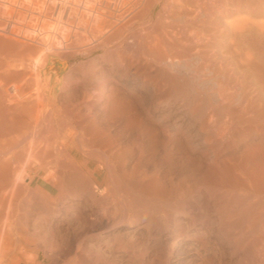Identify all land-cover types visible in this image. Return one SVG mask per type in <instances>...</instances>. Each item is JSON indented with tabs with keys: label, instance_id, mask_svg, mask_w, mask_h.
<instances>
[{
	"label": "bare ground",
	"instance_id": "6f19581e",
	"mask_svg": "<svg viewBox=\"0 0 264 264\" xmlns=\"http://www.w3.org/2000/svg\"><path fill=\"white\" fill-rule=\"evenodd\" d=\"M65 1L62 3L57 0H0L1 81L9 75L24 79L25 75L29 73L27 70L31 65L29 61H32L29 57L31 54L37 65L43 64L44 51L52 44L49 43L52 42L50 39H60V42L64 41L69 45L70 41L78 40V33H81V30H85L93 34L89 36L93 41L84 36L86 34L83 36L81 34L82 41L79 37L81 42L85 43L83 37L87 38L85 40H89V42L86 41L87 44L83 43V49L79 48L82 49L81 53L83 51L85 53L105 52L109 51L108 49L112 46L117 51L120 60L138 56L144 58L143 61L145 60L147 66H144V62L141 64L143 66L138 64L137 72H141L139 74L142 75L144 73L146 77L153 79L151 85L146 88L156 102L155 110L162 112L165 109L164 106L169 107L171 104L194 105L192 110H188L191 118L196 122L202 114L204 117L202 123L209 122L210 125L212 121H216L215 115L220 107L222 114L228 118L231 117L238 128L256 126L260 121L264 122V0H220L221 2L218 1L219 7L215 1L214 3L211 1L210 9H207L209 6H206L205 10V7L202 6L196 8L199 11L191 10V6L196 0H165L163 9L156 17L153 16L152 9L160 0ZM153 19H155V23L149 25L150 27H145L144 24ZM54 20L58 21V27L54 24L55 28H53L51 22ZM81 42L75 41V45L78 43L83 45ZM53 43H55V47L58 44L57 42ZM89 43H93V45L90 46ZM66 44L63 45L70 48ZM72 45L74 44L72 43ZM75 45L72 46L73 49ZM52 46L54 45L52 44ZM52 46V49L55 48ZM57 48H59V44L56 51ZM52 49L51 51L54 50ZM61 49L63 50V47ZM60 53L58 52V54ZM106 61L103 59L100 62L102 63L100 69L104 70ZM134 61L132 59L133 63ZM57 62L61 63L53 71L59 75L61 80L60 73L66 68V60L61 61L60 58L52 57L45 72L53 68ZM127 65L123 71L130 74L131 64L129 68ZM207 71L213 74L210 75L211 78L207 77ZM39 75L37 74L33 80L29 79L31 80L29 82L25 80L29 77L27 76L25 81L22 80L23 83L17 84L16 81L10 86H6L0 81V264H16V259H22L18 256L19 254L16 255L17 252L15 255L12 254L15 252L14 250L10 254L13 238L11 224L17 216V206L22 202L20 199L22 194L28 193L30 196L25 198L30 200L31 196L38 199L42 203L43 209L48 206L44 204V195L39 191V188L42 189L51 174H48V178L43 177L42 169L46 166L48 168L52 163L56 166L59 164L65 169H68L66 166H72L74 169L77 165L90 164L91 161H82L78 158L76 154L78 151L91 159L97 156L95 157L97 160L103 154L99 152L100 155L98 152L90 150L91 143L89 144V140L86 141V137L77 140L78 137H74L78 132L75 126L71 128L69 124L72 122L69 121L68 124L60 116L61 119H58L53 127H49V131L53 133L52 137L42 136L43 138H40L42 134L36 135V133L34 136L32 135L30 141L23 143L27 138L28 131H32V134L40 132V126L42 127L43 124L41 122L42 124L39 126L37 118L40 116L38 113L34 114L38 105H40L39 108L44 105V102L42 105L39 104L42 99ZM134 75L137 76L136 73ZM20 80L18 81L20 82ZM101 84L104 86V83L101 82ZM32 88L34 89L32 90ZM235 95L242 99L239 101L241 103L240 106L237 105L238 107L234 106ZM205 101H207V105L204 107L202 104ZM138 103H142L139 96L127 100L118 93L112 94L110 107L108 106L111 115L109 118L126 117V122H128L126 127L134 125L135 128L136 125H140L142 135H139L152 134L155 136L159 131L156 132L151 121L147 122L140 116L137 107H135ZM145 104L148 105V103ZM143 107L145 108V106ZM33 109L34 113L31 112ZM155 112L151 114L150 110L147 116L153 119ZM30 114L36 116L33 115V121L30 120L32 118L29 119ZM205 117H207L206 120ZM38 121L40 122V120ZM220 124L215 126L219 133L223 134L230 130L229 122ZM243 124L246 125L243 126ZM131 128L133 127L131 126ZM127 130L129 129L127 128ZM240 130L236 129L235 131L239 132ZM30 132L29 134H31ZM45 133L47 134L46 131ZM23 134H26V138L23 139V142H19ZM230 134L232 135V133ZM23 136L25 137V135ZM139 138L141 137L139 136ZM143 138L145 137L143 136L141 139ZM188 138L180 139L167 134L165 138L156 136L152 141L150 140L152 150L156 154L161 149L170 151V155L161 156L160 176L157 179L158 186L152 193L153 196L150 195L151 193L145 197L140 195L141 198L134 195L136 200L132 201L130 198L129 202L126 195L122 196V198L128 199L126 202H118L113 205L114 200H112L113 202L110 200L111 202L108 201V203L96 202L95 205H92L87 198L78 196L77 199L73 198L63 206L68 211L78 212L86 222L93 220L92 227L100 232L101 230H110L119 223L125 222L128 214L143 212V222L140 221L143 223L140 227L141 231L135 233L133 231L134 234L124 243L120 242V238H118L119 241H112V236L109 238V235H99L96 242H93L95 244L85 250V241L89 239L90 235L86 233L87 230L84 233L78 232L79 230L74 232L76 228L74 230L71 228L73 231L70 230L71 232L62 234L65 237L60 235L63 241L56 235L60 238V242L62 241L60 243L54 237L56 233H50L52 224L45 220L43 215L45 213L38 211L37 219L34 217L35 222L32 224L34 233H31L32 231L30 233L39 237L38 245L47 252L46 258L53 264H264V139H257L254 136L246 138L223 136L196 142V139ZM141 139L138 140L144 144V139ZM137 145L139 147L138 142ZM147 145L150 149L151 145ZM198 146L209 148L200 151L197 155ZM144 150L146 149L144 148ZM148 150L146 153L151 149ZM14 158L16 159L14 160ZM105 158L106 155L103 160ZM158 158L160 159L159 156ZM18 159H24L26 162L17 172L16 167L13 168L12 162L17 160L16 164H20L21 161L18 162ZM100 159L102 160V158ZM36 160L42 162L41 167L39 166L41 171L34 178L36 186L21 184L27 168L31 169L34 162H37ZM109 162L111 161L109 160ZM53 164L52 167L55 166ZM109 165L112 166L110 163ZM17 168L19 169V167ZM79 169L80 167H78ZM71 174L73 173L71 172ZM71 174H69V178ZM73 176L79 178L76 174ZM73 176L72 178H74ZM87 176L85 177L87 178ZM82 178H80V183L85 186L86 190L89 189V184H92L93 181L90 182L87 180L88 178ZM115 179L112 178V180ZM117 180L115 183L120 182ZM73 181L76 179H72ZM119 185L118 183L117 186ZM112 187L114 188V182L109 189ZM123 190V194L126 193L125 189ZM87 191L89 193V190ZM89 195L91 194L89 193ZM106 196L103 197L108 200V196ZM134 196L133 199H135ZM25 198L23 197V199ZM95 198L97 197L95 196ZM137 198L139 199L137 200ZM20 200L21 202H19ZM25 207L22 208L25 209ZM92 211H100L102 216L100 214L101 217L98 219H92ZM75 216L73 217L75 218ZM135 216L134 218H137ZM77 218L79 220L78 216ZM4 221L11 223L9 226L8 223L4 225ZM15 222L13 223L15 224ZM83 224L79 226L84 229L86 226ZM40 247L38 246V248ZM23 249L28 250L27 247ZM91 251H94V254ZM26 255L24 256L26 257ZM28 256L32 257L28 264H42L39 260V250L33 256L30 254ZM27 257L24 259L29 260L30 257L28 259ZM7 258H9V262H6Z\"/></svg>",
	"mask_w": 264,
	"mask_h": 264
},
{
	"label": "rangeland",
	"instance_id": "374dc122",
	"mask_svg": "<svg viewBox=\"0 0 264 264\" xmlns=\"http://www.w3.org/2000/svg\"><path fill=\"white\" fill-rule=\"evenodd\" d=\"M58 1L62 2V3L66 2L65 0H57V2ZM196 1H195L196 6H195V3H194V5H193L194 7L191 6V8H192L191 10H194V9L196 10V8L198 9L199 7H202V6L205 7L204 8L205 10H206V8L208 6L209 7L207 9H210L212 7V5H211L212 2L211 1H213V3L215 1V4H217V5L220 4L218 2L220 0H210V1L209 0H196ZM209 2H210V4H209ZM164 4H165V0H160L155 5V7L153 8L154 10L152 9V13H153L154 17H156L161 12V10L164 7ZM219 6L220 5H218L217 7H219ZM196 11H199V10H196ZM57 22L58 21H56V20H54V22L53 21L51 22L53 28H55V25H57L56 27H58L59 24ZM153 23H155V19H153L152 21L146 22L144 25H145V27H148L149 25L151 26ZM79 33H78V40H74L73 42L70 41V43L68 42L69 45L66 44L67 42H64L62 40L61 41L63 43L60 42L59 41L60 39L56 40V39L53 38V40H56V41H53V40L50 39V41H52V42H49V43H52L54 46H52V44H51V45H49V48H47L44 51L45 58L43 60V62H44L43 64L40 63V64L37 65V63H35L34 60H33L34 58L31 57L33 55L31 54L29 56L31 58L30 60H32V61H29V62H31V65H30V68H28L29 70H27V72H29V73H27L28 75L26 74L29 77H27L25 75L24 79L27 77V79H25V80H28V82H29V81L33 80L34 77L37 74H40L39 75L40 79H41L40 80V84H41L40 96L42 95V99H40L39 104L42 105V102H44V105L41 106L42 108H39L40 105H38V108H35L36 109L35 113H34V109L31 112L34 113L35 115L38 113L40 117H38L39 119L37 118V122L39 123V126L42 123L43 124H42V127L40 126V130L42 132L41 131L40 132H34L32 134L31 133L32 131L31 132L28 131L27 132V138L30 135L28 140L26 138V134H23V135H25V137L22 135L21 136L22 139L20 137L21 140H19V142H21V141L23 142L24 138H26V139H25V141L23 143L30 141L29 139L32 138L36 133H37L36 135H38V134L41 135L42 134L40 136V138H43L42 136H44V137H46V136L47 137H52L53 133L51 131H49V129H50L49 127H53L54 124L58 121V119H61L63 117L64 121L66 120V122L68 124H69V121L72 122V123L69 124V126L71 128H73L75 126V128L77 129L78 132H76V133L78 135L77 134L74 135V137L75 136L78 137V138H76L77 140H79V138L82 139L83 137H86L87 138L86 141L89 140L88 141L89 144L91 143L90 145L93 147L92 148L90 146V150L94 151L95 153L96 152H98V153L101 152V154L102 153L103 154H102V157H100L99 156L100 153H99L98 154L99 157H98V160H97L95 158L97 156H95V157H93V159H91V158H89L87 156H84V154H82L81 152L78 151L76 153L78 158L80 160H82V161L83 160L89 161V162L91 161L90 164L83 165V166L77 165V166L74 167V169H72L73 168L72 166H68V167L66 166V168H68V169H65L64 167H62L59 164L56 166L55 164L52 163L53 165H55L54 166L55 168L52 167V164H51V166H49L50 168L49 167L46 168L47 166L45 168H43L42 169V176L43 177L46 178L49 173L51 174L50 178L47 177L49 180L47 179V181H46L47 183L42 187V189L39 188V186H38V188L40 189L39 191L42 193V195H44V197H43V199H44L43 201H45L44 204L46 206L48 205L47 207H44V209L42 208L43 206L41 207L42 203L39 202L38 199L33 198L31 196V200H30L29 198H25L27 196H30L28 193L22 194V198H20V199H22V202L20 200L19 202H21V204L19 205V203H18V206H17L18 210L16 211V213H17L16 215L17 216H15L16 218L13 221V222H15L17 220V222H15V224L12 222V224H11L12 236H13V238H12V246L11 247L13 249L12 248L10 249V254L14 250L15 252H13L12 254L15 255V253L17 252L16 255L19 254L18 256L22 258V259H19L16 256L18 258V259L15 258L16 262H17L16 264H28V263H30V260L32 259V257L28 256V254L33 256L38 250H39V260L42 262V264H50L51 263L50 260L48 258H46L47 257L46 256L47 252L44 250L43 247H40V245H38L39 237H36V235L31 234V233H34L33 230H32V228H33L32 224H34V222H35L34 217L37 219L36 216H37V214L40 211L45 213V214H43L45 220L47 222L50 221V224H52L50 233H52V232L54 234L56 233L55 236L53 234L52 235L55 237V239L57 241L60 238H61L60 240L63 241L62 237H65V235H62V234H66L67 232H71L70 230H72V229L74 230V228H76V230H74V232H77V230H79L78 232H83L84 233L87 230L86 233L88 235H90V237H89V239L87 241H85L86 242L85 243L86 247L84 246L85 250L89 249V247H91V245L95 244L93 242H96V239H97V237L99 235L100 236L109 235L108 236L109 238H111V236H112V238H111L112 241H119L118 238H120L121 239L120 242L124 243V242H126V240H128L131 237L132 234H134L135 232H139V230L141 231L140 227L143 224L142 222H143V217H144V214H142L143 212H138V213L137 212H133L130 215L128 214L126 216V218H125L126 220H124L125 222L119 223L118 225L114 226V228H111L110 230L108 229L109 232H108V230H101V232H100V230H97L96 228L92 227L93 226V223H92L93 220L90 221L91 223L90 222H86L84 220V217H82L78 212H76L74 210L68 211L63 206L66 205L68 203V201H70L71 199H73V198L77 199L78 196L82 197V198H85V199L87 198L89 203L92 204V205H95L96 202L97 203H100V202L101 203H104V202L108 203V201H110V200L111 201L114 200V202L112 201L113 202L112 205L114 203L117 204L118 202L119 203L120 202H126V200H128V199H129V202H130L131 199H132V201H135L136 197H140V195L142 197L143 196L145 197L147 194L149 195L150 193H151L150 195L153 196L152 193L154 192V190L158 186V180L157 179H158V176H160V169H159L160 165L159 164H160V161H161V156L165 157V156H167V154L170 155L169 154L170 151L167 150V149L166 150H162L161 149L160 152H158L157 154L155 152H153L151 141H152V139L154 137L158 136L159 138H165L167 136V134H171L174 137H177V138H180V139H184V138H187V137H189L188 139L192 138V140L196 139L195 140L196 142H199L201 140L204 141V139L206 140L208 138H220V137H223V136L224 137H235V138H237V137H245L246 138L247 136L248 137L249 136L250 137L254 136L257 139H264L263 138L264 137V122L263 121H260L261 124H260V122L257 123L258 124V125H256L257 127L255 125L247 127V126H245L246 124L245 125L243 124V126H245V127H243V126H241V127H243L245 129L244 130L243 128H238L236 122L233 121V119L231 117L230 118L232 120L230 118L226 117L224 114H222L220 107H218L217 113L215 115V120L216 121H212L210 125L208 124L209 122H206L205 124L202 123L203 118H204L202 114H201L200 118L198 117V120L196 121L197 123L191 118L189 111L192 110L194 105H183V104L175 105V104H171V106H169V107L164 106L165 109L162 112H159V111L155 110L154 105L156 104V102L152 99V97L150 96V94L148 93L147 88H146L149 85H151V81L153 79L146 77L144 73L142 75V74H139L141 72H137V70H138L137 68H139V65L143 66V65H141L143 62H144L143 63L144 66L146 65L145 60L143 61L144 58H141L142 56H138L137 58L136 57L135 58L134 57H127L124 60H120L117 51H115L114 47L112 48V46H111V48L108 49L109 51H105V52H103V51H92L90 53H85L83 51V53H81L82 52L81 50L83 49L84 44H87L86 41L89 42V40H85V39H87L90 35L92 36L93 34L92 33L90 34L89 31H85V30H81V33L80 34ZM81 34H82V36L84 34H86L84 36H87V38L83 37L85 43L81 42L82 41V36L80 37ZM89 38H91L90 40L93 41L92 37H89ZM75 41L76 42L78 41V42H81V44H83V43L84 44L80 45L78 43V44H76L77 45L76 46L75 45ZM53 42H57L59 44V48H57V51L59 50L58 51L59 53H60V51H62L60 54H58V52L56 51V47H58V44H56L57 46L55 47V43H53ZM72 43L75 45L74 49L72 47V46H74V45H72ZM63 44L64 45L66 44L70 48L64 46ZM70 45H72V46H70ZM88 45L91 46V45H93V43H89ZM51 46L55 47V48H53L54 50L51 48ZM61 47H63V50L64 49H66V50L63 51L61 49ZM77 47H78V49L82 47L81 50L79 49L80 52L77 50ZM51 49L53 51H55V52L51 51ZM47 50H50V51H47ZM103 53H105V54L103 55ZM88 54H89V56H88ZM46 55H48V56H46ZM105 55H106V57H105ZM115 55H117V56H115ZM113 56H114V58H113ZM52 57H57V58H60L61 61H65L66 60V62H67L66 68L64 70H62L61 73H60L61 76H62L61 80L58 77L59 75L56 74L53 71L55 67H59L61 62L60 63L57 62V64L53 68H51L50 70L45 72V69H46L47 65L50 63V60H51ZM97 59H98V61H97ZM103 59L107 60L106 63H105L104 70L100 69V67L102 65V63H100V62ZM108 59H110V60L108 61ZM132 59H133V61L136 60L137 62L134 61V63H133ZM137 59H139V60H137ZM130 60H131V62H130ZM124 61H125L126 65L129 63V65H127V68H129L130 64H131V67H130L131 73L130 74L126 73L125 71H123L124 69H126V65H125ZM132 63H133L134 66L132 65ZM32 64H34V65H32ZM97 64H100V65H97ZM121 65H123V66H121ZM134 71H136V72H134ZM37 72H39V73H37ZM135 73L140 78H138L137 76L135 77V75H134ZM207 73H208L207 77H210V75L211 76L213 75L212 73H210L208 71H207ZM30 75L31 76L34 75V76L31 77ZM14 77H16V76L9 75L8 77H6V79L4 78L3 81H1L2 79H0V81L4 85L6 84V86H10V85H12V83L15 84L16 81H17L16 82L17 84L18 83H23V81H25L21 77H20L21 80L18 77H16L18 79L14 78ZM29 79H31V80H29ZM18 80H20V82ZM9 82H10V84H9ZM101 82L104 83V86H103V84H101ZM148 82H149V84H148ZM100 84L102 85L101 86L102 91H100L101 90L100 87H99ZM145 85H147V86H145ZM33 89L34 88H32V90ZM116 93H118V95H120V96H124L127 100L128 99L132 100V99H135L136 97L139 96V98L142 99V103H140V104L138 103L137 105H135V107H137L136 109H138L137 112L140 114V116H142V118L144 120H147V122L151 121V123H152L151 125L152 126L154 125L153 127L156 129V132L159 131V133H156L155 136L152 135V134H149L150 136L148 134L143 135L145 137V138H143L144 139L143 140V139H141L143 136H141L142 135V132H141L142 130L140 129L141 128L140 125H136L135 124L137 126V127L135 126V128H134V125H131L133 128H131V126H129L131 128L130 129L128 126L126 127V125H128V122H126L127 121L126 117L116 118L117 120L112 118V117H111L112 119L109 118L111 116L110 113H109L110 111H108V109L110 107V101H111V98H112V94L115 95ZM234 99L233 100L236 101V102H234V106L235 105L236 106L239 105L241 103L239 101H242V99L238 95H235ZM41 100H43V101H41ZM143 100H145L144 103H143ZM145 103H148V105L145 104ZM202 105L205 107L207 105V101H205V103H203ZM143 106H145V108ZM178 106H180V107L178 108ZM172 109H174V110H172ZM150 110H151V114L154 111H156L153 119L150 118V116H147L148 115V111L150 112ZM201 110H202V108H201ZM164 112H166L167 114L166 113L164 114ZM169 112H171V113H169ZM176 112H178V113H176ZM30 115H29V119L35 116V115L34 116L33 115L30 116ZM171 115H173V116H171ZM145 116L148 117V118H144ZM184 116H185V118H184ZM26 117L28 118V116H26ZM199 119H201V120H199ZM206 119H207V117H205V120ZM30 120L33 121V118L30 119ZM38 120H40V122ZM114 120H116V121H114ZM112 121H114V122H112ZM224 122L225 123L229 122V124H231V125H230V130L228 132H225V133L222 134L221 132L219 133V131H217V127H215V126L219 125L220 123L223 124ZM92 123H96V124H92ZM201 123L203 124V126H202ZM232 123H233L234 126L232 125ZM47 125H48V127L46 128ZM231 126H232V128H231ZM43 127H44V129H42ZM165 127L167 129H163ZM127 128L130 131L127 130ZM236 129H237V131H238V129H241V130L239 132H237V131H235ZM43 130H45L48 135L45 133V131L43 132ZM234 131H235V133L233 134ZM29 132L31 134H29ZM82 132H83L84 136H81V135H83V134H81ZM160 132H162V133H160ZM242 132H244V133H242ZM230 133H232V135ZM139 134H141V135H139ZM139 136L141 138H139ZM148 137H150L151 139L148 138ZM138 139L139 140L140 139L143 140L144 144H142V141H139ZM135 140H136V142H135ZM137 142L139 144V147H138V145L136 146ZM140 144H142L143 148H141L142 146L140 147ZM147 144L151 145V147H150L151 150L148 148L149 145H147ZM145 145H147V146H145ZM144 148L146 150H144ZM208 148L206 146H201V147L198 146L197 149L199 151L197 152V155L199 154L200 151L206 150ZM148 149L150 150V152L146 153ZM161 152H164L165 154L162 153L163 154L162 155ZM148 154H149V156H146ZM104 155H106V158L103 160ZM158 156L160 157V159L158 158ZM99 158H102V160L100 159L101 160L100 161ZM108 158H110V159H108ZM15 159L16 158H14V160ZM106 159H108V160H106ZM19 160L22 162V164H21V162ZM109 160L111 162H109ZM16 161L12 162V166H13V168L16 167L17 172H18V170L20 171V169L22 168L21 166L25 164L26 160L24 162V159L23 160L18 159V162H20V164H16ZM105 161H106L107 165L105 164ZM102 162H103V164H102ZM108 162L112 166H110ZM41 163H42L41 160H38L37 162H34V164L36 166L33 164V167L31 169L27 168L26 172L24 173L26 175V180H25V175H24L23 179L25 180V182L23 180V183H21V184L24 185L26 183L25 185H29V186L34 185V186H36L35 184H37V183H35V179L34 178H36L35 176L38 174L39 171H41L40 170V167H41L40 164ZM17 167H19V169ZM70 167H71V169H70ZM78 167H80L79 170H78ZM54 169H55V171H53ZM77 170L81 171V172H78ZM27 172H28V174H27ZM71 172L73 174H76L79 178H76V176H73V174H71ZM106 173H107V175H106ZM69 174H71L70 178H72V176H73L74 178H72V179H74V180L76 179V181L72 182V179H70L68 177ZM83 174H85V175H83ZM110 175L113 176L112 177L113 179L114 178H116V179L112 180ZM85 176H87L88 179ZM82 177L84 179H87L88 181L90 180V182L91 181L95 182V184H93V182H92V184L90 183L89 184L90 186L88 187L89 189H87V190H89V193L91 195H89L88 191L84 188L85 186H83L80 183V180H81L80 178H82ZM109 178H110V181H109ZM68 180H70V181H68ZM111 180L114 182V188L112 187V189L114 191L112 189H109V188H111V185L113 186V182ZM116 180H117V182L120 181L118 183L121 186L120 185L117 186L118 183H115ZM26 181H28V182H26ZM31 182H32V184L30 185ZM109 184H111V185H109ZM72 185H74V186H72ZM115 186H116V188L117 187L118 188L116 189ZM82 187L84 188V190H83ZM118 189H119V191H118ZM120 189H122V190H120ZM123 189H125V191H126V193H124V194H123V192H124ZM148 189H151L152 191L148 190ZM69 190H71L72 193ZM93 190H95V192H93ZM111 190L114 193H112ZM96 192H98V193H96ZM103 192H104V194H101ZM119 192H120L121 195L119 194ZM106 194L108 196V200L106 198L107 197ZM88 195L91 196V197H89ZM100 195H102V196H100ZM104 195L106 196L105 197L106 199H104V197H103ZM131 195H133V196L135 195L136 196V197L134 196L135 199H133V196H131ZM154 195H155V193H154ZM95 196L97 198H95ZM98 196H99V198H98ZM122 196H126L128 199L126 197L122 198ZM23 197L25 199H23ZM93 198H95V200L97 199L98 201L99 200L100 201L99 202L97 200L95 201V200H93ZM119 198L120 199L122 198V200H119ZM27 199H28V201H27ZM138 199L139 198H137V200ZM93 201H95V202H93ZM60 202L61 203L63 202V204H61ZM22 207H25V209H23ZM54 207L56 208V211H57L56 213H55V208ZM51 210H53V211H51ZM92 212H93L92 216H91L92 219H98V217L102 216V214H101L102 212H100V211H92ZM35 213H36V215H35ZM134 213L137 214V215L135 216ZM100 214H101V216H100ZM66 216H67V218H66ZM73 216H75V218ZM77 216L79 217V220H78ZM134 216L137 217V218H134ZM69 217H70V219H69ZM81 217H82V219H81ZM46 218H48L49 220H47ZM132 218H134V219L132 220ZM82 221H83V223L85 222L86 224L85 223L83 224ZM138 221H139V224H138ZM140 221H142V222H140ZM18 222H19V224L20 223L21 224L19 225ZM7 223L8 222L4 221V225H6ZM9 223H11V222H9ZM9 223H8V226H9ZM81 223L84 226H86V227H84V229H83L82 226H79V225H82ZM13 224H14V226H13ZM23 225H24V227H23ZM59 225H61L62 228ZM64 225H65V228H64ZM69 225H71V226H69ZM8 226H7V228H8ZM57 227H59L60 229L57 228ZM63 228H64L65 231L63 230ZM56 229H58V230H56ZM55 230H56V232H55ZM67 230H69V231H67ZM89 231H90L91 234L88 233ZM133 231H134V233H133ZM56 235H58L59 237L61 235L62 237L59 238ZM31 236H32L33 239L31 238ZM26 238H28V239H26ZM60 240H59V242H60ZM15 241L18 244L17 243L15 244ZM36 243H37V246H36ZM19 246H21L22 248L19 247ZM38 246L40 248H38ZM18 247L20 248V250L18 249ZM26 247L28 248V250L27 249L26 250L23 249V248H26ZM22 249L24 250V252H23ZM20 251H21V253H20ZM91 252L94 254V251H91ZM31 253L32 254L34 253V254L32 255ZM25 254H27L26 257L28 256L27 259L30 257L29 260H25L26 259V257L24 256ZM8 259L9 258L6 259V262L10 261ZM17 260H19L20 262H18ZM51 264H53V263H51Z\"/></svg>",
	"mask_w": 264,
	"mask_h": 264
}]
</instances>
